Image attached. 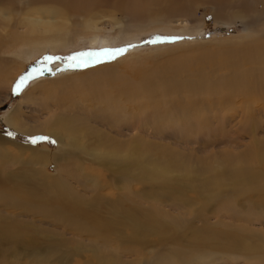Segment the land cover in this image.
<instances>
[{
	"label": "bare ground",
	"instance_id": "bare-ground-1",
	"mask_svg": "<svg viewBox=\"0 0 264 264\" xmlns=\"http://www.w3.org/2000/svg\"><path fill=\"white\" fill-rule=\"evenodd\" d=\"M55 1L59 4L53 2L55 6L48 7L42 6L44 4L42 0H20L15 3L0 0V30L8 32L9 26L15 28L18 24L23 29L21 35L32 36V39L13 46L19 36H12V33L0 35L1 82L8 79L11 72L9 66L12 61L14 62L11 57L15 60L20 58L24 60V57L34 49L41 51L46 47L52 50L69 48L75 43L74 38L98 31L99 24L96 18L103 17V14L101 9L98 10L96 7L109 8L107 6L109 0H100V5H94L92 2L89 5L90 10L83 8L85 5L81 2L75 7V4L74 6L64 4L62 0ZM150 2L161 5L163 10H160V15L154 17L151 15L153 9L146 8L143 10L146 17L164 20L165 11L173 10L182 1L150 0ZM23 3L28 10H25L17 23L10 25L11 13L23 7ZM136 3L137 0H115V4L123 7L125 12L130 8L133 10ZM5 4L12 5L4 7L7 6ZM5 8L9 12H3ZM93 9L97 10L94 16ZM252 31L254 33L252 38L225 51L227 55L222 61H232L231 71L228 76H217L214 70H211L209 76L214 78L215 75V80H210L200 69H186L187 74L195 73L196 78L177 82L173 77L160 76L165 69L155 68L148 70L151 78H156L152 82L130 79L96 81L87 85L84 96L70 98L67 94L60 99L55 98L53 101L55 104L45 100L46 96L50 98L55 94L53 92L55 87L50 85L49 90L46 87L41 88L44 79L36 83L34 89H46L44 100L52 107L49 110H54V113L41 122L37 121L33 126H24L19 117L22 112L15 108L7 113L6 123L27 134L39 132L47 134L63 146L64 152L50 154L31 151L28 162L32 163L33 167L28 168L29 174H25L27 178L21 176L18 180L10 181L9 176L1 177L0 174V263L3 264L9 257L15 262L27 257L34 264H61V260H56L60 255L53 260L49 257L60 251V245L70 243L64 238L70 229L79 240L88 241L89 246L86 248L80 245L81 243L78 244L79 240L73 241L76 249L64 253L65 264H90V260L94 261L93 264L97 261L102 264H264V230L254 232L248 229L247 224L250 213L255 216L257 214L248 206L238 209L232 200L235 197L233 194L228 193L220 198L217 189L227 179L244 184L250 183L253 176L262 177L261 180H264V174H251L249 169L246 174L239 167H229L228 163L233 159V155L229 154H222L226 168L218 172L217 167L207 161L204 162L203 158L191 157V150L179 151L173 149L169 143L152 139L165 141L167 134L165 129L168 126L175 128L177 124H181L180 120L192 123V118L186 115L185 111L207 110L205 104L208 102L204 101L212 100L213 105L210 106L213 107L217 101L224 102L240 96L244 99L239 107L246 111L248 109L246 105L253 101L249 100L251 96L262 90L257 98L264 94V34L258 35L255 29ZM108 40L92 35L88 42L91 45H103L107 44ZM9 51L12 52L11 55ZM6 52L9 56L5 58ZM239 61L254 63L257 73L249 68L240 70L238 66L244 65L242 62L238 65ZM18 65L20 68L21 62H18ZM71 68L73 67L68 66L59 70ZM57 85L59 84L56 83ZM34 89L26 91L22 95L23 98L30 100ZM73 91L75 90L69 87L68 92ZM134 104L144 107L145 113H155L157 119L143 117L134 119L138 114L132 107ZM41 109L47 110V106L41 105ZM169 111L173 116L179 115L176 119L177 124L164 123ZM126 115L130 118L120 119ZM202 116L203 118L195 120L197 124L194 129L197 134L203 131L202 122L207 120L206 116ZM29 117L36 119L34 116ZM93 124L96 127L92 132L83 131V128ZM122 124L126 127L123 131ZM181 130L180 135L183 136ZM80 133L92 138V147H89V144L84 145L85 141L76 138ZM168 134L173 143H185L184 140H180L179 134L178 136ZM253 139L257 145H264V140H257L254 137ZM191 141L192 144L199 145L209 143L197 138H192ZM0 142H5L4 138H0ZM75 146L83 153H87L91 160H96L100 165L99 169L104 170L103 174L105 171L112 174L106 175L103 183L92 176L82 174L73 176L68 167L60 166L59 162L72 160V147ZM250 154L259 159L258 163H264V147L244 152L241 154L242 159L247 160L251 157ZM49 161L53 164L54 176L43 175L42 170L45 171V165ZM169 168L171 172H179L177 175L180 178H171ZM71 177L83 191L67 183L66 179ZM36 179H40L41 185L50 187V190L38 187V191L34 189L38 194L33 193L31 189L35 187L33 180ZM184 186H187L186 190L191 195H184ZM14 187H17V191L11 189ZM104 189L108 190L103 191ZM90 190L99 191L94 194V198L90 197L89 202L92 204H85L83 202L85 194ZM196 202L200 204L197 209L193 208ZM12 209L15 211L20 209L21 212L10 214ZM171 209L176 210L177 215L169 213ZM103 211L107 212L106 215L102 214ZM216 212L220 217L212 220ZM20 213H24L23 218ZM229 215L232 219L227 222L220 219ZM252 218L254 219V216ZM36 219L40 220L37 225L34 224ZM246 231L261 235L244 238L241 233ZM27 234L28 237L25 236ZM40 235L44 238L42 245L37 240Z\"/></svg>",
	"mask_w": 264,
	"mask_h": 264
},
{
	"label": "rangeland",
	"instance_id": "rangeland-1",
	"mask_svg": "<svg viewBox=\"0 0 264 264\" xmlns=\"http://www.w3.org/2000/svg\"><path fill=\"white\" fill-rule=\"evenodd\" d=\"M17 1L10 0V3H15ZM62 1L64 4L66 3L71 6H74L75 4V7L79 6L77 5L78 2H81L82 5H85L83 8L89 10V5L92 2L94 5L101 4L100 0ZM137 1L138 3L134 4L133 10L130 8L126 12L124 11L123 7H119L117 4H115V0L108 1L109 5L107 4V6H109L111 10L108 7H106L107 9L96 7L98 10L101 9L103 14V17L96 18L97 23L99 24L98 28L100 30L98 29V31L93 34H83L81 37L74 38L75 43H73L74 45L72 44L69 48H57L52 50L50 47H46L41 51L34 49L29 55L24 57V60L21 58L17 60L13 59L12 57L10 58L14 60V62L12 61L13 64L12 62L10 63L11 65L9 64L11 71L8 75L9 80L4 79L2 82L0 80V138H4L5 140V142H0L1 177L9 176L10 181L15 179L18 180L21 176L27 178L25 174H29L28 168L33 167V164L28 162L31 156V151L33 150L47 153L50 152V154L64 152V149L62 148L63 146L51 138V136L40 132L27 134L23 131L16 130L15 127L6 123L7 113L11 112L13 109L18 108L22 112V114L19 116L21 118V124L24 126H33L37 121L41 122L44 118H47L51 116L52 113H54V110H49L52 109V107L46 104L45 100L48 102L52 101V103L55 104V102H53L55 98L60 99L62 96L64 97L67 94H69V97L74 96L76 98L77 95L84 96L87 85H91L92 82L96 81H120L123 79H130L135 81L146 80L152 82L156 78H151V74L148 70L155 68L165 69L166 71L160 76L173 77L177 82H185L188 79L196 78L195 73L189 75L185 72L186 69H200L210 80H215V75L214 78L209 76L211 70H214V73H216L217 76H228L229 72L231 71L230 63H232V61H222V59L227 55L225 52L227 49L235 47L236 44H241L242 41L244 42L245 40L252 38L254 35L252 29H255L258 35H260V33L264 34V9H262L264 0H217V2L216 0H180L182 2L178 4L177 7H174L173 10L168 9L167 12L165 11V15L163 16L164 20L155 19L151 16L146 17V12L143 11L144 9L150 7L153 9L151 15L155 17L160 15V10H163L161 5L152 4L150 0ZM42 2L44 3L42 6L48 7L55 6L53 2L59 4L55 0H42ZM5 5L7 6H3L8 7L12 4ZM22 6L23 7L18 8L17 11H13L11 13L10 19L12 21L10 20V25L17 23V21L22 18L25 10H28L25 9L26 5L24 3ZM116 8H120V10ZM2 11L5 13L9 12L6 8ZM96 11L97 10L93 9V16L94 12L96 13ZM114 15L116 17L115 19ZM16 26L17 27L15 28H11L9 26L7 28L8 32L0 30V35L3 36V33H7V35H9V33H12V36H19L13 46L22 44L27 40L32 39V36L21 35L23 32L22 27L18 24ZM92 35H96L100 37V39L107 38L109 39L108 43L103 45H91L88 41ZM156 37H183V39L163 41L157 40L155 43L149 42L150 40H154ZM130 44L135 45V47L128 48L126 52L118 55L119 57L113 60H101L98 63H88L87 67L75 66L71 69L62 71L59 70L70 66L69 62L67 61V57L73 53L99 52L103 49H116ZM10 52L11 51H9V55L12 54V52ZM9 55L6 52V56L4 57L6 58ZM45 56H54L58 58L48 62L44 61L43 58ZM100 59L106 58L101 56L99 60ZM18 62H21L20 68H18ZM240 62L242 61H239L238 65H240ZM243 65V67L242 65L238 66L240 70H247L244 68H249L252 72L257 73V68H255L256 65L254 63H243ZM38 66L41 68L42 74H34L32 78L28 79L26 85L21 91L14 92L13 89L18 79L21 76H24L26 73L31 72L34 67ZM51 67L53 69H51ZM50 69L52 71L50 74H48ZM262 75L263 74H261L260 77H262ZM41 80L43 81L41 82ZM38 82L43 83L41 88L46 87L47 90H49L50 85L51 87H55L54 89L52 88L55 94L50 96V98L49 96H46L45 98L44 92H46V89L41 90V88H33ZM56 83L59 85L56 86ZM69 87L75 91L68 92ZM31 89H34L32 98L30 100H25L22 95ZM262 91L255 94V96H251L250 98L247 97L249 100L253 101L246 105L248 107L246 111H242L239 107V104H241L244 99L240 96H235L234 98L224 102L217 101L214 103L213 107L210 106L211 104L213 105L212 100L204 101L208 102L205 104L207 110L197 111L196 109L189 112L185 111L186 115L192 118V123H187L180 120L181 124H177L178 120L176 119L179 115L173 116L172 112L169 111L167 114V120L164 121V123H176L178 126L175 128H173V126H168V130L163 128L166 130L165 133H167L165 134L164 138V140L167 142L156 138L152 139L162 143H169L173 149L179 151L183 149L188 151L191 150V157L196 156V158H203L204 162L207 161L209 164L211 163L214 167H217L216 170L218 172L224 171L226 168V163L221 157L224 156L222 154H229L231 156H236H232L233 159H231L228 163L229 167H239L243 169L246 174H248V169L250 170L251 174H264L263 162L258 163L259 159L254 158V156L251 154V157L245 161L241 156V154L244 152H249V150L256 151L258 147H260V149L264 147V145H257L254 139L252 140L253 137L257 140H264V94L260 98H257L262 93ZM40 98L41 101H39ZM41 105H46L47 110L41 109ZM170 106L171 104H169V108ZM132 107L138 112V114L134 116V119L138 117L149 118L150 120L157 119L155 113H145V109L141 105L134 104ZM202 115H204V117L206 116L207 120L206 122H202L203 131L197 134L196 129H194L195 125L197 124L195 123V120L203 118ZM29 116H34L36 119L34 120ZM211 117H214V119L211 120ZM123 118L129 119L130 116L126 115L124 117H120V119ZM163 120L164 117L161 118V121ZM212 122L213 124H211ZM94 124L83 128V131L85 133L92 132V129L96 127ZM122 125L124 126L122 128L123 131L126 127L125 124ZM188 126L189 128H187ZM176 129L179 131V133ZM189 129L192 131L190 132ZM180 130L182 131L181 133L183 136L180 135ZM9 132L14 133V135H8ZM132 132L133 131H128L126 133ZM168 133H172L174 136H178L179 134L181 136L180 140H184L185 145L183 143H173V140L170 138V134ZM35 136H46L50 139L38 140L36 143H33L31 137ZM76 138L85 141L84 145L86 144L87 146L89 144L88 146L92 147V138L85 135L84 133L78 134ZM192 138L201 139L209 143L207 145H199V143L192 144ZM52 141H54V143ZM72 152V160L70 159V161L69 159H66V162L61 160L59 165L66 166V168L68 167V170L73 173V176L78 174L89 177L92 176L99 182L103 183L105 176H110L112 174L110 171H105L103 174L102 172H104V170L102 171L99 169L100 165H98V162L96 160H91L87 153H83L81 150H78L76 146L72 147ZM187 155L189 154L187 153ZM35 167L38 168L39 166L35 165ZM44 170L45 171L42 170L44 176L55 175V170L51 161L45 165ZM169 174L168 175L171 178H180L177 175L180 173L177 171L171 172L170 168ZM72 177L66 179L67 183H69L71 186H75L79 191H83L81 186H78L76 180H74ZM261 178L262 177L253 176L250 183L244 184H238L234 180L227 179L223 184L221 183V186L217 188L219 190L218 193L220 198L228 193L233 194L235 197L232 200L238 209L240 207L243 208L248 206L255 211L257 216L250 213V220L247 223L248 229H251L254 232H258L257 230H264V180H261ZM33 181L35 184V187L31 189L33 193L38 194L34 191V189L38 191V187L50 190V187L46 188L45 186L41 185L40 179ZM118 185L119 187L121 186V184ZM138 185L140 186V184ZM186 188L187 186H184V195H191L187 192ZM11 189L13 191H17V187ZM21 189L25 190L23 187H21ZM107 190L108 189H104L103 191ZM97 191L99 190H90L88 194H85L87 198L84 197L85 201L83 200V202H85V204H92L89 202L90 197L94 198V194ZM100 194H103V192H100ZM203 195H205V193H203ZM199 206L200 204L198 202L193 204V208L197 209ZM5 212L9 213L6 210ZM13 212L19 213L21 210L18 209L15 211V209H12L10 214H16ZM106 213L107 212L104 211L102 212L103 215H106ZM169 213H174L173 215H177L176 210L174 209H171ZM20 215L21 218H23L24 213H20ZM253 216L254 219L252 218ZM219 217L220 216H217L216 212L214 217L211 219L217 220ZM255 218L259 219L256 220ZM220 219L227 222L231 220L232 217L229 215L227 217H221ZM36 220L37 221L34 223L35 225H37L40 221L39 219ZM41 226L47 227L44 224ZM52 230L55 231L54 229ZM255 235L259 236L261 234H256L251 231L241 233V236L244 238H249L252 236L254 237ZM25 236L28 237V234ZM64 238L65 240L67 238L70 243L65 242L64 245H60V251L56 252L57 254H52L49 257L50 260H53L54 258H57L58 255H60V258H57L56 260H61V264H65L64 262H66V260L63 258L64 253H69L70 250L76 249V244H72V242L79 240L78 236L75 235V232L70 229ZM43 239L44 238H42V235H40V237L37 239L40 245L43 244ZM88 243V241L82 242L79 240L78 244L88 248ZM12 260L13 258L9 257L8 259L4 260L5 262L3 264H21L23 261V264H34V262L29 261L27 257L24 259H19L20 261H16L17 263ZM93 262L94 261L90 260V264H93ZM96 264L102 263L97 261Z\"/></svg>",
	"mask_w": 264,
	"mask_h": 264
},
{
	"label": "snow or ice",
	"instance_id": "snow-or-ice-1",
	"mask_svg": "<svg viewBox=\"0 0 264 264\" xmlns=\"http://www.w3.org/2000/svg\"><path fill=\"white\" fill-rule=\"evenodd\" d=\"M183 39V37H156L154 40H150V43H155L157 40L163 41V40H178ZM135 47V45H127L124 47L116 48V49H103L99 52H79V53H73L69 57H67V61L69 62V65L72 67L79 66V67H87L89 62L92 63H98L100 62L99 58L101 56L105 57L106 59L112 60L115 59L116 56L124 53L127 51L128 48ZM58 57L54 56H45L43 59L44 61H52L57 59ZM40 75L42 74L41 68L34 67L31 72L26 73L24 76H21L18 81L15 84V87L13 89L14 92H19L23 89V87L26 85L28 79L32 78L33 75ZM8 135H14V133L9 132ZM49 137L46 136H35L31 137V140L33 143H36L38 140H49ZM54 143V141H52Z\"/></svg>",
	"mask_w": 264,
	"mask_h": 264
}]
</instances>
